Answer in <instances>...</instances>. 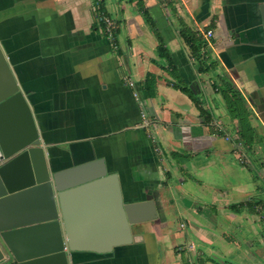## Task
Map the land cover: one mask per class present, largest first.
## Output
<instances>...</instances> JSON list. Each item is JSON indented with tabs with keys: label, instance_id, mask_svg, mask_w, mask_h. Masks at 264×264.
I'll return each instance as SVG.
<instances>
[{
	"label": "crops",
	"instance_id": "crops-1",
	"mask_svg": "<svg viewBox=\"0 0 264 264\" xmlns=\"http://www.w3.org/2000/svg\"><path fill=\"white\" fill-rule=\"evenodd\" d=\"M162 2L104 0L112 42L98 31L97 0H0V45L53 171L82 166L68 186L117 175L126 204L157 207L132 244L73 263L264 264L263 15L244 0ZM111 189L70 198L77 225L102 210L112 219Z\"/></svg>",
	"mask_w": 264,
	"mask_h": 264
},
{
	"label": "water",
	"instance_id": "water-1",
	"mask_svg": "<svg viewBox=\"0 0 264 264\" xmlns=\"http://www.w3.org/2000/svg\"><path fill=\"white\" fill-rule=\"evenodd\" d=\"M244 1L258 5L264 18V0ZM0 60L8 72V95L0 99V264H74L77 253L106 256L116 247L132 244L133 226L158 220L155 202L126 204L118 176L107 172L68 186L67 179L82 166L53 171L33 110L1 45ZM108 183L112 219L102 210L96 223L77 225L70 198ZM142 211L145 217H139ZM112 231L116 238L101 246Z\"/></svg>",
	"mask_w": 264,
	"mask_h": 264
},
{
	"label": "built area",
	"instance_id": "built-area-1",
	"mask_svg": "<svg viewBox=\"0 0 264 264\" xmlns=\"http://www.w3.org/2000/svg\"><path fill=\"white\" fill-rule=\"evenodd\" d=\"M167 0H163V4H167ZM171 1V0H169ZM104 5V0H97V3L95 5V9L98 14V31L105 35L110 41L115 42V35H116V29L117 24L114 19L109 17L105 12H103L102 6ZM204 38L208 41H210L214 37V33L212 31H208L203 34Z\"/></svg>",
	"mask_w": 264,
	"mask_h": 264
},
{
	"label": "trees",
	"instance_id": "trees-1",
	"mask_svg": "<svg viewBox=\"0 0 264 264\" xmlns=\"http://www.w3.org/2000/svg\"><path fill=\"white\" fill-rule=\"evenodd\" d=\"M167 2V4L170 2L169 0H167L166 1ZM103 12H105L104 11V7L102 6V9H101ZM192 47H193V49H194V52H199V49L198 48H196V46L194 45V43H193V45H192ZM160 54L162 55V56H168L169 54H168V51H166V49L164 48V47H160ZM148 82H149V89L152 91L153 90V83H154V79L153 78H149V80H148ZM176 88H178V89H180V90H182L184 93H186V94H189V95H191L192 97H194L193 96V93L191 92V90L188 88V87H184L183 85H181V84H179V85H176L175 86ZM234 97H235V95H234ZM237 102H239V100L238 99H236V97H235V102L233 103V106H232V109L235 111V112H237L238 111V107H237V105H238V103ZM203 116L206 118V121H209V120H211V114H210V112L209 111H206V110H204L203 111ZM186 264H191L190 262H187ZM198 264H204V262L203 261H198Z\"/></svg>",
	"mask_w": 264,
	"mask_h": 264
},
{
	"label": "bare ground",
	"instance_id": "bare-ground-1",
	"mask_svg": "<svg viewBox=\"0 0 264 264\" xmlns=\"http://www.w3.org/2000/svg\"><path fill=\"white\" fill-rule=\"evenodd\" d=\"M181 1V0H180ZM97 27V26H96ZM95 28V27H94Z\"/></svg>",
	"mask_w": 264,
	"mask_h": 264
}]
</instances>
